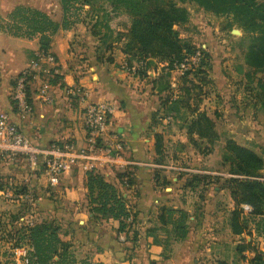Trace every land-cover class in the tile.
I'll return each instance as SVG.
<instances>
[{"label":"crops","instance_id":"crops-1","mask_svg":"<svg viewBox=\"0 0 264 264\" xmlns=\"http://www.w3.org/2000/svg\"><path fill=\"white\" fill-rule=\"evenodd\" d=\"M18 6L38 9L57 23L63 20L59 0H0V24L6 22L8 14ZM79 25L80 21H75L68 29H59L49 36L48 52L54 56L55 63L42 65V70L30 82L28 103L32 112L24 119L17 113L11 90L17 75L29 68L43 51L38 36L18 38L0 31V113L7 114L35 146L69 140L80 145L84 138V107L98 102L113 105L110 129L125 146V158L129 161L127 180L105 166H98L97 170L105 181L116 187L135 216L131 227L135 231L131 244L134 251L130 262L121 261V264H252L256 253H264V239L254 226L252 230L249 226L252 235L232 233L229 219L235 203L229 190L222 184H212L213 173L206 170L200 171L206 176L205 180L195 181L190 187L186 173L193 169L183 167L180 161L162 159L168 155L163 150L167 139H173L175 133L180 141L187 136L185 127L179 124L177 132L166 129V123H179L174 115L155 121L162 115H156L161 102L156 79L162 65L153 61L155 66L150 67V63L147 77L140 78L126 70L127 58L121 53L120 44L113 43L107 51L100 41L104 34L93 36L77 29ZM101 55L110 57L111 61L99 60L97 56ZM82 57L87 59L84 63L78 61ZM135 64L132 63V67H136ZM43 85L53 98L52 104L37 99V91ZM70 88L81 89L85 93L84 102L70 97L66 92ZM174 93L177 92L174 90ZM156 135L162 137L164 153L160 155L155 153ZM16 160L0 153V173L20 174L28 188L37 185L40 190L41 185L48 186L42 172L33 173L26 165L16 164ZM85 173L80 167H73L62 175L55 188L64 187L72 197H78L86 190L84 184L81 190L75 188L74 176L82 179ZM200 185H205L206 189L197 191ZM162 207L187 213L188 233L182 241L166 243L165 236H157L159 244L154 245L146 240L148 230L161 227L158 215ZM87 217L91 218V213L87 212ZM109 225L117 230L119 222L110 220ZM253 237L259 243L256 244ZM245 246L247 248L241 251Z\"/></svg>","mask_w":264,"mask_h":264},{"label":"rangeland","instance_id":"rangeland-1","mask_svg":"<svg viewBox=\"0 0 264 264\" xmlns=\"http://www.w3.org/2000/svg\"><path fill=\"white\" fill-rule=\"evenodd\" d=\"M256 1L264 4V0ZM89 2V5L82 6L80 2L76 3L77 9L75 11L72 9L69 13L72 19L80 21L81 26L79 25L77 29L86 30L93 36L104 34L107 42H112L118 33L125 32L124 28L128 23V15L125 12L112 10L108 0ZM177 4L187 10L188 19L174 29L182 41L202 50L204 55L200 54L197 57L196 54L191 57L184 65V69L179 68L170 72L167 80L173 84L172 88L180 86L183 80L186 81V86L191 89V103L198 105L200 111H205L211 116L215 114L218 140L212 146L199 141L194 145L189 142L187 136L180 141L175 133L173 139H167L163 150L168 155L162 159L165 162L167 159L180 161L183 167L193 169L186 173L187 177L185 174L182 175L188 179H192V176L201 178L203 174L200 171L206 170L213 173L212 184L225 185L226 180L232 177L226 172L222 159L227 139L249 148L264 162V108L258 87V81L263 79L264 72L254 71L246 63V54L255 33L244 31L231 15H216L203 10L194 2ZM234 30L239 33H234ZM122 43L123 41H120L118 44ZM85 60L87 59L84 57L78 59L82 63ZM201 61L203 64L200 65ZM152 66H155L154 63L150 65ZM184 70L189 72L186 77ZM160 96L164 99V95ZM182 122L166 123V129L177 132L176 125L182 126ZM9 158L17 159L16 164L27 167L22 158L18 156ZM261 173L264 180V170ZM74 178L77 180L76 189L81 190L83 184L85 187L86 177L80 179L75 175ZM82 181L84 183H81ZM27 184L20 174L0 173V264H14L12 255L14 248H28L21 236L29 219L34 223L47 222L58 226L60 236L69 244V251L79 262L84 261L86 264L130 262V254L134 251L131 244L135 231L130 228L125 232H118L109 225L111 219L95 215L87 217L90 206L86 187V191H82L80 196L72 197L69 190L64 187L58 189L41 185L38 190L37 185L28 188ZM204 186L200 185L197 191L206 189ZM26 194L28 198L24 197ZM249 226L252 230L253 225ZM263 228L264 225L261 226V230ZM157 234L165 236L162 230ZM253 238L256 244L259 243L256 237Z\"/></svg>","mask_w":264,"mask_h":264},{"label":"trees","instance_id":"trees-1","mask_svg":"<svg viewBox=\"0 0 264 264\" xmlns=\"http://www.w3.org/2000/svg\"><path fill=\"white\" fill-rule=\"evenodd\" d=\"M108 1L112 10H122L128 15V23L124 28L125 32L118 33L112 42L106 41V35L100 38L105 49L108 51L113 43L123 41L121 53L127 58L129 68L132 67V63L137 64L138 69L135 75L140 78L147 77V69L153 61L162 65L161 73L156 79V90L159 95H164V99L160 98V111L156 112V115L159 113L162 115L154 117L155 121L163 117L172 118L174 115L175 120L183 121L182 126L186 129L190 143L196 145V141H199L212 146L218 140L215 114L211 116L205 111H200L198 105L191 103V89L186 86V81L183 80L180 86L172 88L167 80L170 72L187 64L191 57L196 54H198L197 57L200 54L204 55L202 50L182 41L174 29L188 19L187 10L179 7L177 3L194 2L203 10L216 15H231L244 31L255 33L246 54V63L257 72H264V4L256 0ZM59 2L63 13L61 23L53 21L46 13L38 9L18 6L8 14L7 21L0 24V31L18 38L31 39L38 36L42 51L48 53L49 36L59 29H68L72 23L78 21L69 16L72 9L74 11L77 9L75 4L78 2L81 6L90 4L89 0H59ZM97 57L99 60L111 61L110 57L105 58L104 55ZM201 64L203 61L200 62ZM200 70L199 68L198 71ZM188 73L184 72V77ZM258 87L264 108V77L258 81ZM174 90H177V93H174ZM181 111L184 113L179 115ZM161 149L162 137L156 135L155 153L160 155ZM222 159L226 172L232 176L224 185L235 203L229 219L232 233L234 235L251 234L249 225L252 224L256 233L264 239V228L261 230V226L264 225V180L261 173L264 170L263 160L249 148L240 146L231 139L225 142ZM123 176L124 174H121L120 178ZM85 177L89 213L92 216L118 221V232L130 229L134 224L135 216L129 211L126 200L119 194L116 187L105 181L98 171H88ZM192 177L187 182L190 187L193 182L206 178V176ZM242 206H248L250 211L245 213ZM187 221L186 212L162 207L158 215L161 227L148 230L146 240L158 245L157 232L162 230L166 243L180 242L187 236ZM59 231L58 226L47 222L24 227L21 238L26 241L28 247V264H86L84 261H77L74 254L69 251V244L62 239ZM245 248L247 247L240 249L242 251ZM251 262L264 264V253H256Z\"/></svg>","mask_w":264,"mask_h":264},{"label":"built area","instance_id":"built-area-1","mask_svg":"<svg viewBox=\"0 0 264 264\" xmlns=\"http://www.w3.org/2000/svg\"><path fill=\"white\" fill-rule=\"evenodd\" d=\"M54 63V56L51 53L41 52L32 65L15 78L11 98L21 119L32 112L27 96L30 82L36 78L37 72L42 70V65ZM184 67L181 65L179 68ZM137 69L138 66L126 68L131 73H135ZM66 92L70 97H78L81 102L85 100V93L81 89L70 88ZM37 99L44 104L53 103V98L48 94L45 85L38 89ZM113 112L114 107L109 102L86 105L83 110V143L79 145L69 140L53 142L44 147L33 145L7 114L0 113V153L22 158L31 172H42L49 187L58 186L62 175L73 167H80L84 172H88L98 171V166L102 165L118 174H124L122 180L126 181L129 161L125 158L123 142L119 140L115 131L110 129ZM24 197L28 198V194ZM242 209L245 213L250 211L248 206H242ZM34 224L32 219L26 222L28 227ZM27 252L28 248H14L13 263L28 264Z\"/></svg>","mask_w":264,"mask_h":264},{"label":"water","instance_id":"water-1","mask_svg":"<svg viewBox=\"0 0 264 264\" xmlns=\"http://www.w3.org/2000/svg\"><path fill=\"white\" fill-rule=\"evenodd\" d=\"M234 33H239L237 30H234Z\"/></svg>","mask_w":264,"mask_h":264}]
</instances>
